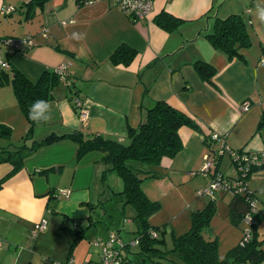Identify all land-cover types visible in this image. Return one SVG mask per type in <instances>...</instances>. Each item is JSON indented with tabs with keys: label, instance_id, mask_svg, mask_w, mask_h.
<instances>
[{
	"label": "crops",
	"instance_id": "1",
	"mask_svg": "<svg viewBox=\"0 0 264 264\" xmlns=\"http://www.w3.org/2000/svg\"><path fill=\"white\" fill-rule=\"evenodd\" d=\"M30 1L0 0V13L5 7H17V11L3 15L5 18L0 14V20L6 23L0 28V39L32 36L36 44L24 53L11 55L0 47L3 51L0 59L10 64L6 70L9 78L13 77H10L11 71L14 74L18 70L36 82L45 70L68 65L75 91L90 113L87 123H81L70 99L73 94L63 81L66 97L61 98L62 89L58 95L54 89L53 119L39 126L50 125L59 135L79 131L85 137L101 136L127 144L129 126L139 127L146 110L156 102L169 103L189 114L200 129L182 127V151L173 159L164 158L157 169L159 179L173 187L182 186L198 175L203 167L206 140L214 133L226 136L232 149L264 151V130L258 132L264 111V66L261 64L264 23L257 19V3L252 0H153L149 18L132 23L114 0H91V3H87L89 0H51L42 10L29 8L27 12L24 4ZM259 7L264 8L262 4ZM164 12L180 21L176 30L167 31L155 23V18ZM235 15L244 18L251 40L255 31L257 41L254 38L251 48L240 51L242 58L230 60L214 48L207 35L214 32L216 18L225 20ZM72 33L82 34L83 39H73ZM123 44L137 51L128 66L116 65L111 59ZM198 62L209 63L216 69L212 82L200 75L196 68ZM247 101L251 107L243 112L242 106ZM77 152L78 145L65 139L41 147L17 171L11 163H0V180L6 178L0 190V264H44V259L53 257L50 208L63 216V222L66 219L82 221L86 223L84 227L96 224L93 187L102 180L108 165L102 161L101 153L89 155L91 152L85 155L89 156L86 159H77ZM55 176H60L57 182L53 181ZM110 178L121 185L120 179ZM59 189L71 191L70 197H59ZM228 196L229 215L233 210V218L240 219L248 210L247 205L241 198L242 201ZM42 219L48 220V227L37 232ZM79 230L85 229H75ZM72 253L69 252L68 261Z\"/></svg>",
	"mask_w": 264,
	"mask_h": 264
},
{
	"label": "trees",
	"instance_id": "2",
	"mask_svg": "<svg viewBox=\"0 0 264 264\" xmlns=\"http://www.w3.org/2000/svg\"><path fill=\"white\" fill-rule=\"evenodd\" d=\"M49 1L31 0L29 3L24 4V7L26 6L27 12L29 8L42 10ZM91 2V0L87 1V3ZM33 15L29 17L32 19ZM125 16L132 23L137 22L131 15ZM155 23L167 31H174L180 25L178 19L166 12L158 15L155 18ZM26 38L32 39V36H26ZM207 38L211 41L214 48L223 52L230 60L242 58L243 55L240 51L252 47L247 23L240 15L231 16L225 20L216 18L214 32L207 35ZM8 39L10 38H1L0 41L5 42ZM35 46L36 44L34 43L29 49ZM29 49L21 52L24 53ZM7 51L8 55L14 54L8 49ZM136 56L137 51L135 49L123 44L113 53L111 59L116 65L123 64L128 66L134 61ZM196 68L205 80L212 82L211 79L216 75V69L211 64L198 62L196 63ZM10 81L18 105L29 123V131L24 137L26 142L24 141L22 146L14 147L13 149L0 148V163H11L14 166V171H17L23 166L24 160L32 153L43 146L65 139H70L78 145L77 159H81L86 154L95 151L102 153V161L108 165V168L103 172V183L107 182L110 173L118 174L123 182V188L118 193L120 201L123 203L124 208L131 206L134 209V220L138 222L139 229L135 237L137 244L133 246L136 249L131 250L132 245H124L122 264H147L149 261L154 264H162L164 260L167 264H179L178 260L184 264L264 263V239L259 240L258 233L261 216L256 217L254 237L246 245L242 246L239 243L238 246L232 248L224 259L219 258V242L217 239L207 240L204 236V232L210 227L215 213V200L211 201L206 208L193 213L191 231L179 238L174 237L172 249H167L164 245V233L168 228H165V232H162L161 228L150 225V217L161 210V205L146 195L142 184L147 179L160 178L161 176L156 169L161 166L163 159H173L182 151L183 141L180 136L182 127L200 130L189 114L173 107L169 103L156 102L152 108L146 110L145 119L139 127H128L129 142L127 144L101 136L85 137L79 131H72L61 135L53 132L42 141L34 140L31 145H28L27 142L34 139L33 134L36 126L46 124L36 123L29 119L30 106L37 100H47L51 103L54 100V89L62 79L55 72V69L51 71L45 70L36 82L31 81L24 73L18 70L14 71L12 79L9 78L6 70L0 71V87L5 86ZM67 88L73 94L70 98L72 102L76 97L80 98L79 93L75 91V81L71 76L67 79ZM72 105L78 111L76 105L74 103ZM262 130H264V111L261 115L258 132ZM10 135L11 129L6 125L0 124V137L9 139ZM206 145H208V140H206ZM262 170H264V165L252 169L247 175L246 181L249 183L252 175ZM5 180L6 178L0 180V190ZM234 198L239 199L238 197ZM245 213L240 220H242ZM233 214L234 211L232 210V217ZM151 231L156 232L157 236L154 237ZM75 232V239L70 254L73 252V247L77 246L85 238V230ZM161 234L162 238H160ZM170 256L175 257V260L169 259ZM46 264H54V261L46 259Z\"/></svg>",
	"mask_w": 264,
	"mask_h": 264
},
{
	"label": "rangeland",
	"instance_id": "3",
	"mask_svg": "<svg viewBox=\"0 0 264 264\" xmlns=\"http://www.w3.org/2000/svg\"><path fill=\"white\" fill-rule=\"evenodd\" d=\"M51 1V0H50ZM54 1V0H53ZM259 6L262 4L264 6V0H252ZM14 12L17 11V7H13ZM6 8V7H5ZM18 13V12H17ZM2 17L4 14L0 13ZM6 23L3 19L0 20V28L5 27ZM261 32L264 34V26L261 27ZM252 41H257L255 31L252 32ZM45 37V35H41ZM37 41V38H35ZM254 44V42H253ZM0 47H4L2 41H0ZM34 48V47H33ZM32 48V49H33ZM3 51L0 49V56ZM13 76V72H10ZM61 90V98L66 97V83L61 81L55 88V94L58 95ZM14 90L11 84L6 83L5 86L0 89V124L6 125L11 129V135L9 139L0 137V148L13 149L14 147H20L24 144V137L28 134L29 123L21 110L20 106H15L14 102H17L15 98ZM64 100V99H63ZM3 101V103H2ZM86 108V106L83 104ZM17 107V108H15ZM87 109V108H86ZM78 108V116L80 114ZM88 110V109H87ZM89 111V110H88ZM90 114V113H89ZM4 121H3V120ZM7 122H11L7 123ZM81 122V120H80ZM82 123V122H81ZM56 125L55 122H53ZM86 124V123H83ZM52 127V126H51ZM50 125L47 126H37L34 129V139L27 142L31 145L36 139L38 142L45 139L49 134L53 133L54 127L51 128ZM35 140V141H36ZM26 142V141H25ZM69 142L67 145L70 146ZM2 146V147H1ZM48 146V145H47ZM45 147V146H44ZM43 149V148H42ZM207 152V146H206ZM102 154V153H101ZM206 154V153H205ZM38 155V154H37ZM89 155H100V152H93ZM41 156V155H40ZM38 156V157H40ZM37 157V156H35ZM89 156H84L86 159ZM92 157V156H90ZM90 161V158H89ZM159 169V168H157ZM156 169V170H157ZM85 170V169H84ZM83 170V171H84ZM73 171V170H70ZM89 169L86 168L85 173H88ZM221 171L225 176H232L233 171L235 176H238V172L231 165L230 158L228 156L224 157L221 164ZM55 174V173H54ZM53 174V175H54ZM72 176V172H71ZM111 176L120 179L121 185H118V180L112 182ZM234 176V175H233ZM53 177V181L57 182L60 176ZM102 178V177H101ZM107 182H100L93 187L95 189L94 196V210L95 212V222L94 225H86L82 221H74L66 219L63 222V216L58 213H54L49 210V219H53V230L51 229V245L53 257L50 261H54V264H96L100 261L101 247L95 245L97 239H103L108 241L112 238L114 234H117L124 244H133L138 231V222L135 221V211L131 206H126L123 208V203L120 201V196L118 193L123 188V182L121 178L116 173H110L108 175ZM66 179V173L64 175ZM63 179V181H64ZM159 179V178H158ZM148 179L144 185L142 184L143 190L152 199L156 200L161 205V210L150 217V225L156 228H161L162 232H165V228H168L164 233L165 235V246L167 249H172L174 237L179 238L183 234L190 232L192 229V215L198 210L206 208L211 201L215 200V213L211 220L210 227L205 230L204 234L208 239H217L219 242V258L224 259L228 252L239 245L240 240L243 238V232L248 230L250 226L240 219L233 218L228 213V203L229 196L222 192H219L215 197L208 195L199 196L198 191L207 185L211 178L206 176L202 172V168L198 175L185 183L182 186H170L167 181L159 179ZM89 180V179H88ZM88 180L86 184H88ZM83 180V184H84ZM91 180H89L90 183ZM117 183V184H116ZM121 188V189H119ZM249 188L252 192L257 193L259 210L262 212L260 217V225L258 228L259 240L264 239V170L254 173L249 180ZM63 191L59 189V193ZM217 199V202H216ZM51 219V222H52ZM42 221V220H41ZM55 229V231H54ZM75 229H85L87 238L82 240L77 246L73 247L71 262L68 261L69 252L72 249ZM162 234L161 237L162 238ZM48 238V240H49ZM56 245V247H55ZM131 247V250H135V247ZM124 253V251H122ZM75 256V259H74ZM169 259L175 260V257L170 256ZM75 260V261H74ZM92 261V262H89ZM162 264H167V262L162 261ZM44 264H46V259H44ZM179 264H184L178 260ZM147 264H154L153 262ZM264 264V263H263Z\"/></svg>",
	"mask_w": 264,
	"mask_h": 264
},
{
	"label": "built area",
	"instance_id": "4",
	"mask_svg": "<svg viewBox=\"0 0 264 264\" xmlns=\"http://www.w3.org/2000/svg\"><path fill=\"white\" fill-rule=\"evenodd\" d=\"M117 6L121 9L124 15H131L136 21L147 20L152 14L154 8L153 0H115ZM14 12V8L7 7L2 13L9 15ZM10 52H21L33 46L34 42L31 38H10L3 42ZM264 66V57L261 60ZM10 64L0 59V71L9 70ZM55 72L61 77L62 81L67 83L70 76L69 66L62 65L55 69ZM79 110V119L82 123H87L89 119V111L83 106V101L76 97L73 100ZM250 109V103L244 102L242 111L247 112ZM207 152L203 157L202 172L210 177L209 184L198 191L199 196L215 197L219 192L231 195L233 197L241 198L248 206V210L244 215L243 220L250 226L248 230L243 232V238L240 241L242 246L246 245L254 237V225L256 224V217L260 213L258 206L257 193L252 192L249 188V183L246 181L247 175L254 168L264 165V152L263 151H250L247 149L235 150L227 144V137L214 133L208 140ZM228 156L231 165L235 167L238 176H225L220 169V165L224 157ZM71 191L63 190L60 196L69 198ZM48 227V220L42 219L37 226V232L45 231ZM154 237L157 236L156 232L151 231ZM96 246L101 247L100 261L96 264H122V251L124 250V243L117 234H114L108 241L97 239ZM137 241H134V246ZM132 245L133 244H129ZM71 262V260H69ZM73 264V263H72ZM91 264V263H89Z\"/></svg>",
	"mask_w": 264,
	"mask_h": 264
},
{
	"label": "clouds",
	"instance_id": "5",
	"mask_svg": "<svg viewBox=\"0 0 264 264\" xmlns=\"http://www.w3.org/2000/svg\"><path fill=\"white\" fill-rule=\"evenodd\" d=\"M256 12H257V19L260 22L264 23V8H261L258 6L256 9ZM71 36L73 39H78V40L83 39V35L80 33H72ZM29 119L32 120L33 122H36V123H48V122H50L53 119V106H52V104L47 100L34 101L29 108ZM247 208H248V206H247ZM258 216H261V214L259 213L257 215V217ZM243 218H244V216H243ZM243 218H242V220H243Z\"/></svg>",
	"mask_w": 264,
	"mask_h": 264
}]
</instances>
